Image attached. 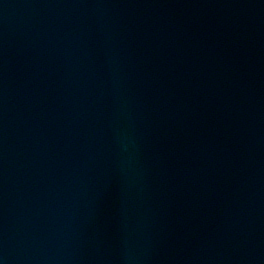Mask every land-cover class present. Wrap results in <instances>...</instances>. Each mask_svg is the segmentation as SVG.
I'll list each match as a JSON object with an SVG mask.
<instances>
[{"label":"water","instance_id":"1","mask_svg":"<svg viewBox=\"0 0 264 264\" xmlns=\"http://www.w3.org/2000/svg\"><path fill=\"white\" fill-rule=\"evenodd\" d=\"M0 264H264V0H0Z\"/></svg>","mask_w":264,"mask_h":264}]
</instances>
